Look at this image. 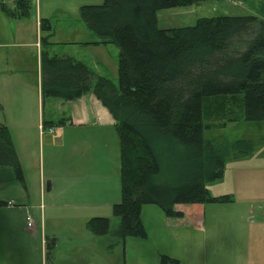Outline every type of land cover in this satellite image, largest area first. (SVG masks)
<instances>
[{"label": "trees", "instance_id": "trees-1", "mask_svg": "<svg viewBox=\"0 0 264 264\" xmlns=\"http://www.w3.org/2000/svg\"><path fill=\"white\" fill-rule=\"evenodd\" d=\"M204 0H103L79 7V16L99 40L118 47L117 82L96 76L85 63L51 54L53 26L39 19L42 97L76 100L91 91L114 119L119 140L120 200L111 206L119 219L86 221L110 251L127 238H146L140 211L154 204L166 216L182 217L177 204L228 203L231 195H211L207 182L222 177L225 161L249 155V138L204 137L205 117L222 124L240 118L264 121V21L255 15L200 17L194 25L159 28L156 13ZM6 17L28 14L29 1L16 0ZM95 82L93 83V80ZM41 120V130L66 123ZM212 122V123H213ZM0 181H22V170L7 126L0 124ZM55 238L46 242L50 264ZM176 259L162 256L160 264Z\"/></svg>", "mask_w": 264, "mask_h": 264}, {"label": "crops", "instance_id": "crops-1", "mask_svg": "<svg viewBox=\"0 0 264 264\" xmlns=\"http://www.w3.org/2000/svg\"><path fill=\"white\" fill-rule=\"evenodd\" d=\"M248 1L233 0L232 4L248 6L245 4ZM258 1L261 7L264 6L262 3L264 0ZM102 2L103 0H64V2L37 0L35 12L38 20L37 27L40 18H48L53 26V7L56 6L59 10L66 7L72 8L76 19L64 20L70 25L58 27L64 30L63 36L58 40L55 39L56 29L53 26L49 52L58 54L52 51L57 44L86 49L85 53L92 54L91 58L80 57V54L74 55L71 52L58 55H68L85 63L96 76L104 75L100 67L105 55L104 49L116 46H112L114 44L111 43L86 44V42L99 40V37L80 21L82 19L79 16V7L86 4L98 5ZM11 4H16V0H13ZM14 8L16 6L11 7V9ZM246 15H255L264 21V13L261 11L256 10ZM3 19L7 21V24L1 22V26H4V37L18 38L23 30L20 27L23 20L20 17L12 18L4 15ZM16 30L19 32L17 33ZM89 30L93 34L85 38ZM27 45L28 43L24 42L17 43L19 47ZM114 49L109 48L113 54ZM24 88L23 91H25ZM57 103L68 107L66 110L68 119L62 126L71 129L69 131L71 138L68 142L70 176L73 181L81 184L80 198L85 202L84 207L93 215L107 216L114 229L118 223L116 218L111 219V206L120 199L119 151L117 150L116 165L114 144L116 138L114 139L112 134L108 143L105 132L107 130L111 132L112 129H109V126L114 127V119L91 91L76 100H60ZM249 155L225 161L221 187L216 188L212 193L213 195L229 194L233 201L177 204L175 209L183 213V216L179 218L166 216L157 205H143L140 216L147 232L146 238L127 237L116 243L110 251L106 247L105 239L94 234L93 236L87 234L85 239L70 236L66 246H63V243L58 244L56 239L50 264H120L119 256L123 258L122 264H160L163 255L176 259L177 264H264V213L252 208V202L257 198L255 193L257 182L249 184L245 182L243 175L246 168L245 162L248 161L246 157ZM111 162H113L112 168ZM258 171L259 168L252 164L250 177L257 180ZM0 173L11 174L12 169L0 168ZM235 187L236 191H234ZM7 202L0 201V264H18V239L15 235L7 239L6 230L9 228V231L19 232V227L24 224L25 208H15V204L9 206ZM257 210L261 209L257 208ZM89 243L92 244V255L90 259H87L84 257V251L89 250ZM43 259L45 264V258ZM168 264L175 263L170 260Z\"/></svg>", "mask_w": 264, "mask_h": 264}, {"label": "rangeland", "instance_id": "rangeland-1", "mask_svg": "<svg viewBox=\"0 0 264 264\" xmlns=\"http://www.w3.org/2000/svg\"><path fill=\"white\" fill-rule=\"evenodd\" d=\"M28 1V14L20 17L23 20L20 25L23 30L18 38L4 37V26H1V22L7 24V21L3 19L4 14L0 10V124L8 128L23 177L22 181L16 183L0 181V201H10L16 205L15 208H25L24 224L19 227V232L9 231V228L6 230L7 239H11L14 235L18 239V264H44L46 242L50 244V240L54 237L58 244L63 243V246H66L70 236L76 239H85L87 234L93 236L86 228V221L91 217L104 215H93L85 209V202L80 198L81 184L73 181L70 176L68 142L71 138L69 134L71 129L59 125L40 130V119L52 120L56 123L62 118L67 120L68 107L58 104L57 102L61 100L59 98L42 97L38 46L40 33L35 14L37 0ZM3 2L8 8L15 7V4L10 5V0H3ZM232 2L233 0H204L198 4L161 9L156 13L157 26L159 28L184 27L194 25L200 17L239 16L256 10L264 13V6L261 7L258 0L245 2L248 6L233 5ZM75 19V13L71 7L60 10L56 6L53 7L52 22L56 29V40L64 34V30L58 27L70 25L64 20ZM17 26L19 28V25ZM16 31L19 32V30ZM88 32L85 38L93 34L90 30ZM18 42L28 43V45L19 47ZM109 48H115L114 54ZM85 50L59 44L52 49L58 54L71 52L74 55L80 54V57L91 58L92 54L85 53ZM104 53L103 62L100 65L104 71L102 74L117 82L118 47H108L104 49ZM204 120L205 124H208L203 133L206 139L227 138L232 141L249 138L253 141L254 150L246 157L248 161L245 162L246 168L243 175L245 182L249 184L257 182L255 185L257 198L253 200L252 208L264 213V121H248L240 118L222 124L220 121H208L206 117ZM109 129H112L111 132L105 131L107 142H110L112 134L114 139L116 138L114 144L117 165L119 140L115 127L112 125ZM113 162L110 163L111 168ZM252 164L259 168L257 180L252 179L249 174ZM223 179L222 176L216 181L206 183L211 195L216 188L221 187ZM47 186H49L48 189ZM236 190L235 187L234 191ZM27 214H30L29 216L33 219L29 226L26 220ZM115 218L112 215L111 219ZM116 221L119 223V219L116 218ZM110 228L112 229L111 224ZM91 248L92 244L89 243V250L84 251V257L87 259L91 258ZM54 251L55 248L53 253ZM9 255L12 254L9 253ZM119 263H123L121 256H119Z\"/></svg>", "mask_w": 264, "mask_h": 264}, {"label": "built area", "instance_id": "built-area-1", "mask_svg": "<svg viewBox=\"0 0 264 264\" xmlns=\"http://www.w3.org/2000/svg\"><path fill=\"white\" fill-rule=\"evenodd\" d=\"M10 2L13 3V0H10ZM40 128H41V125H40ZM6 204L9 205V206L14 205V203H13V202H10V201L7 202ZM29 215H30V214H27V215H26V216H27L26 220H27V224H28V226L31 225V221L33 222V219H32Z\"/></svg>", "mask_w": 264, "mask_h": 264}, {"label": "water", "instance_id": "water-1", "mask_svg": "<svg viewBox=\"0 0 264 264\" xmlns=\"http://www.w3.org/2000/svg\"><path fill=\"white\" fill-rule=\"evenodd\" d=\"M49 186H47V189H48Z\"/></svg>", "mask_w": 264, "mask_h": 264}]
</instances>
